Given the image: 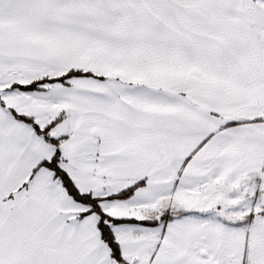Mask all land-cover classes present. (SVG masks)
Listing matches in <instances>:
<instances>
[{"label": "snow or ice", "instance_id": "obj_1", "mask_svg": "<svg viewBox=\"0 0 264 264\" xmlns=\"http://www.w3.org/2000/svg\"><path fill=\"white\" fill-rule=\"evenodd\" d=\"M0 264H264V0H0Z\"/></svg>", "mask_w": 264, "mask_h": 264}]
</instances>
